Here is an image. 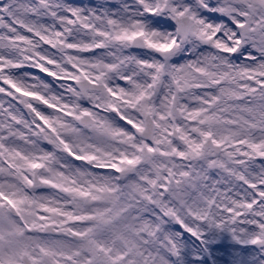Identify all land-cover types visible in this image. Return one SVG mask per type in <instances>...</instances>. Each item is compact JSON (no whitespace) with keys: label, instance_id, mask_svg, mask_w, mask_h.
<instances>
[{"label":"snow or ice","instance_id":"6c2138e0","mask_svg":"<svg viewBox=\"0 0 264 264\" xmlns=\"http://www.w3.org/2000/svg\"><path fill=\"white\" fill-rule=\"evenodd\" d=\"M0 264H264V0H0Z\"/></svg>","mask_w":264,"mask_h":264},{"label":"rangeland","instance_id":"374dc122","mask_svg":"<svg viewBox=\"0 0 264 264\" xmlns=\"http://www.w3.org/2000/svg\"><path fill=\"white\" fill-rule=\"evenodd\" d=\"M41 75H43V74H41Z\"/></svg>","mask_w":264,"mask_h":264}]
</instances>
